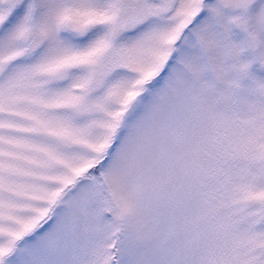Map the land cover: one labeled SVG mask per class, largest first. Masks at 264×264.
Segmentation results:
<instances>
[{
    "label": "snow or ice",
    "instance_id": "snow-or-ice-1",
    "mask_svg": "<svg viewBox=\"0 0 264 264\" xmlns=\"http://www.w3.org/2000/svg\"><path fill=\"white\" fill-rule=\"evenodd\" d=\"M0 264H264V0H0Z\"/></svg>",
    "mask_w": 264,
    "mask_h": 264
}]
</instances>
